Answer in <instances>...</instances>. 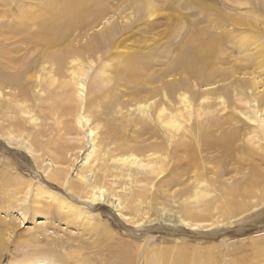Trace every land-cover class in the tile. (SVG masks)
Wrapping results in <instances>:
<instances>
[{"label": "rangeland", "instance_id": "rangeland-1", "mask_svg": "<svg viewBox=\"0 0 264 264\" xmlns=\"http://www.w3.org/2000/svg\"><path fill=\"white\" fill-rule=\"evenodd\" d=\"M0 52V264L264 263V0H0Z\"/></svg>", "mask_w": 264, "mask_h": 264}, {"label": "bare ground", "instance_id": "bare-ground-1", "mask_svg": "<svg viewBox=\"0 0 264 264\" xmlns=\"http://www.w3.org/2000/svg\"><path fill=\"white\" fill-rule=\"evenodd\" d=\"M2 52H0L1 54ZM1 77V76H0ZM7 77V76H6ZM10 78V77H9ZM12 78V77H11ZM7 80V79H6ZM255 84V83H254ZM253 106H255V104H252ZM242 130V129H241ZM243 131V130H242ZM240 129L236 128L233 129V131L230 132H225L222 134V137L220 138V147L222 146V152L223 155L228 156L231 154V150L233 148V144L236 141V139L238 138ZM256 137L260 138L261 140L264 139V125L260 126V130L259 133L256 134ZM259 142V141H258ZM264 142V141H263ZM260 151V150H259ZM262 151V149H261ZM260 151V152H261ZM257 152V151H256ZM258 154V153H257ZM255 158H257L260 161V164L263 165L264 167V151L263 153H260L259 155H252ZM86 177H84L85 179ZM83 179V178H80ZM246 180V186L248 187V190L246 192L241 191L239 186L240 183L239 182H234L232 183V185H227L226 183H224V187L222 188L221 191V195H220V201H221V211H222V216H232L233 214L237 213V212H244L246 211L249 207V205H247L244 202V199L249 198L253 195V189L257 188V186H259L261 184V182L264 180V170L258 168V165H250L249 167V173L246 175L245 177ZM79 181V180H78ZM82 181V180H81ZM75 182V181H74ZM87 180L84 181L83 186L85 188H87V186L90 188L89 193L90 196L88 197V204L91 206L93 203H105V200L100 196V194H102V190L99 191L94 188L91 187L90 183H86ZM241 182V181H240ZM8 183L11 184L10 181H8ZM86 183V186H85ZM15 184V183H14ZM72 184V183H70ZM76 184V183H75ZM223 185V183H222ZM221 185V187H222ZM263 185V184H261ZM260 185V186H261ZM5 186V185H4ZM12 186V184L10 185V187ZM15 186V185H14ZM13 186V187H14ZM73 186V185H72ZM76 186H78L77 188L79 189V185L76 184ZM244 186V185H243ZM242 186V187H243ZM16 187V186H15ZM19 187V185H18ZM17 188V187H16ZM15 188V189H16ZM68 193L71 194L70 192V188L66 187ZM80 188H82V186H80ZM88 188V189H89ZM245 188V187H244ZM246 189V188H245ZM244 189V190H245ZM80 190V189H79ZM257 190V189H256ZM38 192H40L39 190H37ZM42 191V190H41ZM42 193V192H40ZM44 193V192H43ZM42 195V194H41ZM52 195V194H49ZM264 197V190H263V194H262V198ZM252 198V197H251ZM54 199V198H53ZM55 200H57V203H59V206L63 207L66 205V202L63 203L62 200L58 201L57 198H55ZM56 202V201H55ZM54 203V202H53ZM56 204V203H55ZM68 205V204H67ZM87 205V206H89ZM234 205V206H233ZM56 207V205H54ZM54 206L49 205V208L52 209L54 208ZM7 207V205H6ZM79 209H81L80 207H78ZM57 209V208H56ZM60 209V208H59ZM94 209V208H93ZM68 210H72L76 213L77 207L76 206H70L68 205ZM82 210V209H81ZM80 210V211H81ZM83 213V212H82ZM78 214V213H77ZM195 230V229H194ZM122 250V249H121ZM133 251V250H132ZM263 255V254H262ZM133 257V256H132ZM264 264V263H263Z\"/></svg>", "mask_w": 264, "mask_h": 264}]
</instances>
